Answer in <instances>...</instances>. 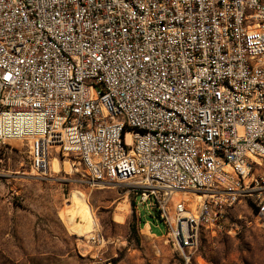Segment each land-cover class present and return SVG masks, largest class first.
Listing matches in <instances>:
<instances>
[{"label":"built area","instance_id":"1","mask_svg":"<svg viewBox=\"0 0 264 264\" xmlns=\"http://www.w3.org/2000/svg\"><path fill=\"white\" fill-rule=\"evenodd\" d=\"M10 140L36 175L54 150L92 185L132 182L186 263L222 206L264 222V0H0Z\"/></svg>","mask_w":264,"mask_h":264},{"label":"rangeland","instance_id":"2","mask_svg":"<svg viewBox=\"0 0 264 264\" xmlns=\"http://www.w3.org/2000/svg\"><path fill=\"white\" fill-rule=\"evenodd\" d=\"M140 193L132 182L92 185L77 158L54 150L48 174L36 175L26 140L0 144V264H264V222L249 201L222 206L220 229L201 227L186 263L170 242L141 233L143 220L155 233L165 226L138 202ZM199 195L175 194L189 201L190 210Z\"/></svg>","mask_w":264,"mask_h":264},{"label":"crops","instance_id":"3","mask_svg":"<svg viewBox=\"0 0 264 264\" xmlns=\"http://www.w3.org/2000/svg\"><path fill=\"white\" fill-rule=\"evenodd\" d=\"M124 206L126 207V205H124ZM123 214H122V216H124ZM154 226H156V222H155ZM140 231H141V233H143V235H147L148 234V235H152V236H155V237H162V238L165 239L166 242H168L166 240V238H165V232L155 233V231L153 230V226L147 220H143V227L141 228Z\"/></svg>","mask_w":264,"mask_h":264},{"label":"bare ground","instance_id":"4","mask_svg":"<svg viewBox=\"0 0 264 264\" xmlns=\"http://www.w3.org/2000/svg\"><path fill=\"white\" fill-rule=\"evenodd\" d=\"M52 169H57V162L55 160L52 161ZM198 198L202 199L201 195L198 196ZM81 213H82V218L84 221H86L87 224L90 223V217H89V214L87 213V209L84 207L82 210H81ZM65 219H67L65 216H64Z\"/></svg>","mask_w":264,"mask_h":264}]
</instances>
